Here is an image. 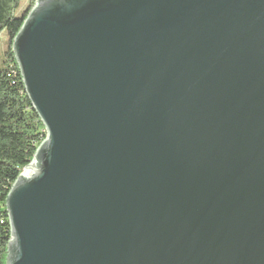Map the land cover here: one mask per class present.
<instances>
[{"label": "water", "instance_id": "obj_1", "mask_svg": "<svg viewBox=\"0 0 264 264\" xmlns=\"http://www.w3.org/2000/svg\"><path fill=\"white\" fill-rule=\"evenodd\" d=\"M13 51L7 264H264V0H36Z\"/></svg>", "mask_w": 264, "mask_h": 264}, {"label": "trees", "instance_id": "obj_2", "mask_svg": "<svg viewBox=\"0 0 264 264\" xmlns=\"http://www.w3.org/2000/svg\"><path fill=\"white\" fill-rule=\"evenodd\" d=\"M35 5L36 0H0V264H7L11 240L7 198L46 139L45 126L27 96L13 51Z\"/></svg>", "mask_w": 264, "mask_h": 264}, {"label": "rangeland", "instance_id": "obj_3", "mask_svg": "<svg viewBox=\"0 0 264 264\" xmlns=\"http://www.w3.org/2000/svg\"><path fill=\"white\" fill-rule=\"evenodd\" d=\"M24 7H25V5L23 6V8H24ZM23 8H22V9H23Z\"/></svg>", "mask_w": 264, "mask_h": 264}, {"label": "bare ground", "instance_id": "obj_4", "mask_svg": "<svg viewBox=\"0 0 264 264\" xmlns=\"http://www.w3.org/2000/svg\"><path fill=\"white\" fill-rule=\"evenodd\" d=\"M28 171H29V170H28ZM28 171H27V172H28Z\"/></svg>", "mask_w": 264, "mask_h": 264}]
</instances>
